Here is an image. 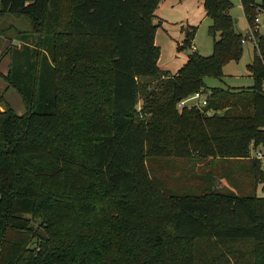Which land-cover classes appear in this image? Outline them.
Returning <instances> with one entry per match:
<instances>
[{
	"label": "trees",
	"instance_id": "obj_1",
	"mask_svg": "<svg viewBox=\"0 0 264 264\" xmlns=\"http://www.w3.org/2000/svg\"><path fill=\"white\" fill-rule=\"evenodd\" d=\"M159 1L0 0L37 32L5 50L25 111L0 110V264H264V170L249 155L264 147V33L252 86L207 87L243 53L232 1L203 0L211 54L191 50L175 73L157 65ZM240 4L249 25L264 12ZM184 31L178 49L197 25ZM195 92L204 106H178ZM192 157L250 160L253 190H180L147 167Z\"/></svg>",
	"mask_w": 264,
	"mask_h": 264
},
{
	"label": "rangeland",
	"instance_id": "obj_2",
	"mask_svg": "<svg viewBox=\"0 0 264 264\" xmlns=\"http://www.w3.org/2000/svg\"><path fill=\"white\" fill-rule=\"evenodd\" d=\"M233 12L239 19L236 29L243 36H246L250 31L249 24H247L239 10L237 13L236 10ZM204 16V8L200 6L196 23H193V25H197V31L192 41V47L178 49V46H181L185 39L184 29L188 24L185 21L179 26L181 37L176 28H173L176 32L169 31V35L160 32L161 36L158 37V42L161 45V68L169 69L173 73L176 72L186 62L191 50H195L192 49L193 46L203 56L211 54L212 38L207 33V27L211 23V19ZM259 19L264 21V13H259ZM178 25L180 24L178 23ZM258 30L259 33H264V27L260 26ZM34 32L35 30L26 16L0 13V110H3L4 104H6L17 114H22L25 111L20 94L14 88L7 86L5 75L7 73L9 55L5 54V50L11 46H19L23 34H28L30 37L29 41H33L37 35V32H35L34 36ZM171 36L175 39L171 38ZM242 47L243 53L240 60L227 63L224 68L226 74L222 80L209 76L204 78V83L207 87L252 86L253 80L247 70V65L253 57L254 41L247 39L242 44ZM155 85L156 82H149L148 89L154 88ZM185 102L195 103V100L192 95H189L186 97ZM140 103L141 101L139 100L137 104L140 105ZM257 150L262 152L260 161L264 170V147L258 146L250 149L249 155L254 157V153ZM147 167L153 177L163 181L168 187L180 190L183 188L201 192L204 188L210 187L211 189L246 193L252 191L254 187V178L250 171V160H212L210 158L198 159L196 157L184 159L153 158L148 159ZM256 194L264 196L261 185H258Z\"/></svg>",
	"mask_w": 264,
	"mask_h": 264
},
{
	"label": "crops",
	"instance_id": "obj_3",
	"mask_svg": "<svg viewBox=\"0 0 264 264\" xmlns=\"http://www.w3.org/2000/svg\"><path fill=\"white\" fill-rule=\"evenodd\" d=\"M231 1H232L233 6L229 10V13L232 16V18L234 19L235 31L239 32L236 29V26L239 22V19L237 18L235 12H233V11L236 10V13H237V11L239 10L245 20H246V18H245V15L243 13V10H242L240 0H231ZM200 6H203V0H160L157 8L155 10V15L157 17L156 20L158 19L161 22V25L156 29L155 39H154L155 44L157 46H159V48L161 49V45L158 42V37L161 36L160 32H162L163 34L169 35V31H172L174 33L176 32L173 28H176L179 31L178 33L181 37L182 34L180 32L179 26H181V23L184 21L186 22V24L188 23L187 25H193V23H196V19H197V15L199 13ZM204 12H205V10H204ZM261 13H264V12H261ZM205 16H206V12H205ZM258 19H259V14H258ZM246 22H247V20H246ZM178 23L180 25H178ZM259 24L261 27H264V21H260V19H259ZM258 31H257V33L261 34ZM171 38H173V37L171 36ZM173 39H175V38H173ZM254 47H255V44H254ZM192 49L196 50L195 46H193ZM253 52H254V49H253ZM160 63H161V51H160V55H159V58L157 61V65L160 69L169 70V69L161 68ZM225 66L223 67V74L224 75L226 74L224 72ZM171 73H173V72H171ZM229 87H233V86H229ZM235 87H239V86H235ZM201 94L203 95L204 93H201Z\"/></svg>",
	"mask_w": 264,
	"mask_h": 264
},
{
	"label": "built area",
	"instance_id": "obj_4",
	"mask_svg": "<svg viewBox=\"0 0 264 264\" xmlns=\"http://www.w3.org/2000/svg\"><path fill=\"white\" fill-rule=\"evenodd\" d=\"M249 26H250V31L246 36H243V38L241 39V42L244 43L247 39H249V40H253L254 44L256 45V39L254 36V32H257L259 27H260L258 15L254 18V23L252 25H249ZM206 97H207L206 94L202 95L200 92H195L192 94V98L195 100V103H186L185 102L186 98H185L179 102L178 106L179 107L187 106L188 108L196 106V107L200 108L206 104ZM254 156L257 158H261L262 152L257 150L254 153Z\"/></svg>",
	"mask_w": 264,
	"mask_h": 264
}]
</instances>
